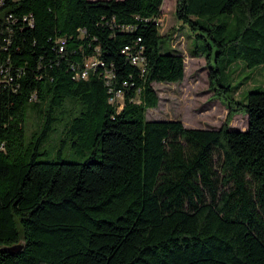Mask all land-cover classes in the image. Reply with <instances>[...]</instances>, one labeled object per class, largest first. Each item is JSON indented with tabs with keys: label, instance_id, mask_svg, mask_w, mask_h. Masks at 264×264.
Segmentation results:
<instances>
[{
	"label": "trees",
	"instance_id": "1",
	"mask_svg": "<svg viewBox=\"0 0 264 264\" xmlns=\"http://www.w3.org/2000/svg\"><path fill=\"white\" fill-rule=\"evenodd\" d=\"M163 3L0 7V264H264V89L243 101L222 80L231 62L264 63V0L175 2L230 108L220 127L147 117L153 82L186 72L163 44ZM235 111L246 128L230 124ZM53 133L93 154L41 159Z\"/></svg>",
	"mask_w": 264,
	"mask_h": 264
},
{
	"label": "rangeland",
	"instance_id": "2",
	"mask_svg": "<svg viewBox=\"0 0 264 264\" xmlns=\"http://www.w3.org/2000/svg\"><path fill=\"white\" fill-rule=\"evenodd\" d=\"M176 0H164L160 31L170 35L163 44L170 49L171 43L182 51L186 59V72L181 81L153 82L159 95V104L147 110L150 119L181 118L185 125L192 127H220L227 119L230 108L213 89L207 59L205 56L193 55V32L187 22L177 18L175 13ZM223 64V60H221ZM222 80L233 87L230 94L246 101L247 93L252 89H264V63L249 67L245 61H234L227 64ZM28 128L33 129L39 124L38 114L27 112ZM230 124L234 129L246 128L248 116L244 112L235 111ZM29 131V130H28ZM30 132V131H29ZM60 133H53L47 138L48 154L41 159L85 161L91 153L74 151L70 143L59 140ZM96 159L101 156L94 154Z\"/></svg>",
	"mask_w": 264,
	"mask_h": 264
},
{
	"label": "built area",
	"instance_id": "3",
	"mask_svg": "<svg viewBox=\"0 0 264 264\" xmlns=\"http://www.w3.org/2000/svg\"><path fill=\"white\" fill-rule=\"evenodd\" d=\"M5 2H6V0H0V7H1L2 5H4ZM10 16H11V15H10ZM10 16H8V17H10ZM160 21H161V17H160L159 19H157V23L160 24ZM64 44H65L64 40H61V49H63ZM94 60H97V59H95V58H90V59H88V60L85 62V67H84V68L82 69V71L80 72V75H81V76H87V67H94ZM137 61H139V59H138L136 56L133 57V62L136 63ZM116 95H117L118 97H122V96H123V94H122L120 91H118Z\"/></svg>",
	"mask_w": 264,
	"mask_h": 264
},
{
	"label": "bare ground",
	"instance_id": "4",
	"mask_svg": "<svg viewBox=\"0 0 264 264\" xmlns=\"http://www.w3.org/2000/svg\"><path fill=\"white\" fill-rule=\"evenodd\" d=\"M97 64H98L97 61H94V66H96ZM90 68H92V67H87V74H88Z\"/></svg>",
	"mask_w": 264,
	"mask_h": 264
}]
</instances>
